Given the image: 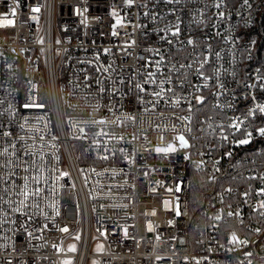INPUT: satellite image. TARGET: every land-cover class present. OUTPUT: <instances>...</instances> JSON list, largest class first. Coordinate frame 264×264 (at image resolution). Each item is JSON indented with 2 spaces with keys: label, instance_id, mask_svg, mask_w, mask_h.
<instances>
[{
  "label": "built area",
  "instance_id": "1",
  "mask_svg": "<svg viewBox=\"0 0 264 264\" xmlns=\"http://www.w3.org/2000/svg\"><path fill=\"white\" fill-rule=\"evenodd\" d=\"M218 2L133 0L128 6L125 0H0V145L7 141L16 144L18 153H35L24 159L42 169L40 197L30 198L32 207L21 209L27 216L9 211L5 222L0 211V264H63L68 256L74 258L72 264H88L90 258L97 264H248V260L264 264V217L259 214L264 211L259 209L264 197L256 194L264 180L244 178L264 176V137L253 131L249 145L218 147L220 141L208 127L247 113L253 94L264 103V91L245 87L256 83L257 74L264 76V54L260 64L253 63L257 40L251 32L264 12V0H248L247 5L244 0H223L222 19L214 7ZM145 3L147 7H141ZM34 7L40 10L34 12ZM173 8L176 14L169 15ZM145 11L150 12L148 17ZM157 13L163 18L153 20ZM177 17L181 33L169 36L173 43L168 44L160 30L175 24ZM117 19L121 23L113 29ZM189 37L195 47L187 45ZM209 43L212 59L205 70L212 75V69L221 66V82L228 91L219 103L225 107H214L217 88L208 87L194 94L206 98L203 105L196 104L194 95L189 97L191 112L183 100L180 106L161 100L152 111L150 92L158 84L145 83L148 73H156L157 82L170 76L172 84L163 87H174L175 96L188 95L193 84L203 81L186 68L179 69V77L170 70L187 64ZM161 55L165 62L158 69ZM137 84L148 91L138 92ZM101 87L105 92H99ZM26 103L46 107L25 108ZM185 116L190 124L179 119ZM94 120L106 123L92 124ZM261 126L264 115L259 113L247 123L249 130ZM81 128L86 138H80ZM101 129L112 138L95 135ZM4 131L11 137H4ZM181 133L192 147L179 148L175 138ZM169 143L178 150L155 151ZM229 150L231 158L225 156ZM185 155L190 158L184 159ZM192 170L207 173L218 188L197 218H192L190 209ZM29 187H36L34 181ZM227 188H232L231 194L225 193ZM244 191L250 193L246 202L240 195ZM219 194L224 195L223 203ZM229 204L239 217L227 216ZM221 209L220 221L208 219ZM240 219L244 222L240 232L222 231L224 223ZM65 227L68 231H61ZM257 227L259 233L254 231ZM232 232L247 239V246L230 244ZM72 241L78 244L76 251L67 250ZM95 241L102 245L100 252L92 251ZM245 252L253 255L245 257Z\"/></svg>",
  "mask_w": 264,
  "mask_h": 264
},
{
  "label": "snow or ice",
  "instance_id": "2",
  "mask_svg": "<svg viewBox=\"0 0 264 264\" xmlns=\"http://www.w3.org/2000/svg\"><path fill=\"white\" fill-rule=\"evenodd\" d=\"M18 2V0H17ZM157 2H160V0H157ZM164 3L166 4H178L180 3V0H163ZM125 3L128 6H132L133 0H125ZM244 4H248V0H244ZM141 7H147V4H141ZM215 8L218 10L222 9L223 7V0H220V2L216 3L214 5ZM40 9L38 7L32 8V11L38 12ZM176 14V9H170L169 10V15H175ZM12 15H15V9L12 10ZM115 15V13H113ZM145 17H148L150 15L149 11H145L143 13ZM218 18H223L224 17V12L222 10L218 11L217 13ZM163 17L161 14L157 13L156 15L152 16L153 20H158L162 19ZM182 21L180 20L179 17H177V21L175 24H168L165 26V28L161 29V32L166 33V35L161 36L162 40H165L168 44H172L173 40L169 38L171 37H179L181 33L180 29V23ZM8 23H13V21H8ZM121 20L117 19L116 24H114L112 27L115 29L116 25L120 24ZM141 27H145V25H141ZM213 28H216V25H213ZM219 34V33H217ZM112 35H116V32L113 31ZM238 39L236 41H233V43H238ZM134 43V42H133ZM187 45L195 47V40L191 37H189L186 41ZM256 42L253 40L251 42L252 45H254ZM109 51L108 49H105V52ZM148 51H152L151 49H148ZM159 50H157L158 52ZM222 51V50H221ZM215 56L217 59H220V52H216ZM248 59H251V53L249 52L248 54ZM212 59V49H211V44L209 43L202 52L196 53L195 58H190L189 62L187 64H180L179 68L176 67V65H173L171 68V72L175 73L177 77L181 75L179 72V69H188L190 72L194 71L197 79L203 81L201 84H193L191 86V89L189 90L188 95H181V96H175V88L174 87H169L165 89L163 85L165 83L172 84V79L171 77H166L164 80H160L157 82L156 80V73L149 72L148 73V78L145 81V83L148 84H158L157 89H153L150 92L151 97H153V101H151V110L155 111L156 107L158 106L159 102L161 100H165L166 103L175 105V106H180L182 100L187 103V110L189 112L192 111L193 105L191 103V100L189 97L193 96L195 93H199L202 91L203 88H208V87H216L217 91L213 93L214 96L217 97V103L214 105V107L223 109L225 105H222L219 103V98L223 95L227 94V89L225 85L221 82V66L217 64L215 68L212 69L213 74L212 75H207L206 74V65H209ZM165 62V57L160 56L159 61H156L157 68L159 69V66ZM149 64L151 61L148 62ZM196 65L195 68H193V65ZM97 71H100L98 68ZM104 72L108 71V68L103 69ZM260 69H256V73H259ZM183 75H187V73H184ZM89 77L85 76V80H87ZM215 80L216 84L213 85L211 82ZM256 83H246L245 87L248 89H255L259 88L261 91H264V76L257 74L255 77ZM123 83V81H120ZM99 84L100 82L97 81ZM178 85L180 88H183L184 85V80L180 79L178 80ZM136 88L138 92L140 93H146L148 90L142 85V84H137ZM100 93L105 92V89L101 87L99 89ZM116 93H113L115 95ZM172 94V95H169ZM175 96V98H173ZM233 99L235 98V94L233 93ZM194 99L196 104L198 105H203L205 101V97L203 95H194ZM247 99V97H245ZM253 100V106L249 108L247 113L241 115V116H235L232 118H227L228 122L225 123L224 120L222 119L219 124H216L213 126V124L209 123L208 127L212 130L210 134H214L216 138L219 139L220 143L218 147H223L226 143L228 144H234L235 146H245L249 145L252 142L253 139V131L257 133L260 137H264V126L257 127L253 130H249L247 127V123L249 121H254L256 115L259 113L261 115H264V103L257 102L256 97L253 94L252 96ZM141 102L143 103V99L141 97ZM2 103V102H0ZM25 108H30V107H38V108H45L46 104L45 103H26L24 105ZM228 107H232L231 104L228 105ZM145 111H149V108H145ZM132 119H135L134 117ZM180 120L182 121H188L189 124L191 123V119L188 116L185 117H179ZM213 118L208 117L207 120L211 121ZM106 121L100 120V121H92V124H105ZM205 123V121H201V124ZM23 127V126H21ZM191 131V128L189 127L188 129ZM204 129L201 128L200 131H203ZM80 132L83 133V137L80 138H86L87 133L84 128L80 129ZM237 133L240 134V137H237ZM4 137H11L12 133L10 131H4L3 132ZM97 136H106L111 139L112 137L109 136V133L105 132L103 129H101L99 132L95 133ZM119 139H123V137H119ZM176 141H178V145L180 149H187L192 147V145L189 143V140L186 139L184 134H178L176 136ZM178 150L176 144L169 143L166 146L163 147H156L155 151L157 153H174ZM121 151H123L121 149ZM35 153L31 151H23V154L16 152V144L15 143H9L5 142L4 145H0V205H4L7 207H0V211L4 212L5 216V222L7 221V217L9 214V211L11 212H16L20 213L21 215L27 216V212H21V209L27 210L28 208L32 207L28 203L29 199L32 197L39 198L40 193H41V188L39 187L40 184V172L42 169L37 166L35 169L33 168L32 164H30L26 159H24L25 156H34ZM199 155L203 156L204 153L201 152ZM225 156L231 158L233 156V152L231 150L227 151L225 153ZM109 157L104 156L103 159L107 160ZM190 157L188 155H185L184 159H189ZM40 159H43V155L41 154ZM204 161H201V164H203ZM220 163L219 160L216 161V164L218 165ZM199 167V165H198ZM220 169L218 167L215 168V171H219ZM23 171L24 175L21 176L20 172ZM35 171V175L30 176L29 173ZM245 179L249 180H255V179H262L264 180V176L257 177L255 174H249L247 177H244ZM214 179V178H213ZM22 180L23 183H17V181ZM32 180L34 181L36 187L30 188L29 187V181ZM251 188V186H249ZM177 192H179L181 189L178 186L175 189ZM225 193L231 194L232 193V188H227L224 190ZM249 191H244L241 192L240 195L245 198V202L247 201V197L249 196ZM256 194L258 196L264 197V186L260 187L257 189ZM219 199L221 203L224 201V195L219 194ZM35 206L38 208L39 203L36 202ZM232 206L229 204L228 205V211H227V216L228 217H239L241 214L239 211L233 212L231 210ZM259 209H264V200H261L259 204ZM255 210V209H254ZM223 209L220 210V213L216 214L215 216H209V220H215V221H220L223 217L222 214ZM178 216L181 214L179 210H177L176 213ZM260 216L264 217V211H260ZM28 219L30 220L31 217L29 216ZM243 221L241 220V223ZM23 226V225H21ZM209 227H212L215 229L218 227L216 224H210ZM61 231L67 232L68 229L65 227L61 229ZM254 231L256 233H259L261 229L259 227L255 228ZM29 236L32 235L31 232L28 233ZM230 244H240L247 246L249 241L247 239H240L238 235L235 232L231 233L230 239L228 241ZM55 247V245H53ZM71 250H75L73 247ZM235 250V249H229ZM253 254L252 252H245L244 256L245 257H251ZM157 259H160L159 257ZM8 264H11V261L8 262ZM65 264H70V262H65ZM248 264H252L251 260H248Z\"/></svg>",
  "mask_w": 264,
  "mask_h": 264
},
{
  "label": "trees",
  "instance_id": "3",
  "mask_svg": "<svg viewBox=\"0 0 264 264\" xmlns=\"http://www.w3.org/2000/svg\"><path fill=\"white\" fill-rule=\"evenodd\" d=\"M251 32L253 35H255L257 40V52L255 54L256 59L253 63L260 64L261 59L259 58V56L261 54H264V12H262L257 19V22L251 29ZM83 161H88V159H83ZM216 189L218 188H215L213 186V184L211 183V179L208 177L207 173L201 171L196 172L192 170L190 185V209L193 205H195V207H198L200 211L207 197H211ZM241 220L242 219H240L238 223H236V221L233 223H224L221 226L222 231L236 229L238 232H240L241 226L244 223H241Z\"/></svg>",
  "mask_w": 264,
  "mask_h": 264
},
{
  "label": "rangeland",
  "instance_id": "4",
  "mask_svg": "<svg viewBox=\"0 0 264 264\" xmlns=\"http://www.w3.org/2000/svg\"><path fill=\"white\" fill-rule=\"evenodd\" d=\"M199 214V208L198 207H195V205H193L191 207V216L192 218H197ZM75 248L74 251H76L78 249V244L76 243V241H72V242H69L68 245H67V250L68 251H73L71 250L72 248ZM102 250V245L95 241L93 244H92V251L93 252H100ZM73 257L71 256H68V257H65V259L63 260V264H65V262H70V264H72L73 262ZM88 264H97L96 263V259L95 258H90L89 261H88Z\"/></svg>",
  "mask_w": 264,
  "mask_h": 264
}]
</instances>
